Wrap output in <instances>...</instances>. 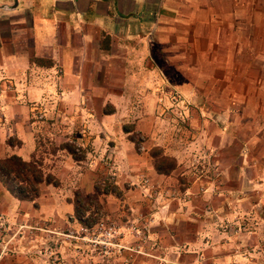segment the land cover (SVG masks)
<instances>
[{
    "label": "crops",
    "instance_id": "1",
    "mask_svg": "<svg viewBox=\"0 0 264 264\" xmlns=\"http://www.w3.org/2000/svg\"><path fill=\"white\" fill-rule=\"evenodd\" d=\"M33 3L24 10L21 1L15 4L16 12L30 14L29 25L15 28L10 22V32L0 26V80L6 92L0 99V160L16 154L29 162L39 152L32 107L56 92L70 108L95 101L101 108H115V119L82 123L91 130L97 153L107 150L120 172H136L144 159L131 132L123 130L130 115L121 112L135 109V131L144 130L160 142L154 145L175 157L172 136L154 129L157 109L175 100L188 109L189 120L197 117L208 124L203 131L208 143L215 132L226 151L232 146L227 125L256 123L257 132L244 138L239 157L254 143L264 159V0H54L46 2L45 10ZM47 31L51 36L45 37ZM103 133L110 142L105 147ZM65 147L58 150L63 160L50 167L45 162L59 185L42 186L38 208L32 207L36 201H19L0 183V212L7 219L31 215L40 223L58 221L67 227L74 216L79 226L77 203L87 219L95 212L108 218L123 215L114 213L123 195L101 192L97 174L79 173ZM263 223L259 216L257 229ZM3 241L0 264H47ZM228 251V245L215 249V263L233 260ZM238 264H264V255Z\"/></svg>",
    "mask_w": 264,
    "mask_h": 264
},
{
    "label": "rangeland",
    "instance_id": "2",
    "mask_svg": "<svg viewBox=\"0 0 264 264\" xmlns=\"http://www.w3.org/2000/svg\"><path fill=\"white\" fill-rule=\"evenodd\" d=\"M20 1L22 10L32 2L37 6L41 3L43 10L47 9V1L54 3V0ZM16 10L15 0H0V26L7 32L12 29L10 22L18 28L21 23L27 26L31 21L28 12L19 14ZM34 22L35 26L39 24L40 17ZM51 34L47 31L45 37ZM3 94L6 92L0 91V99ZM96 103L85 102L70 108L61 93L56 92L44 103L34 105L31 115L39 135L38 156L50 167L54 161L64 159L65 154H58L59 149L72 148L79 173H95L101 192L123 195L118 202L119 210L114 211H124L123 215L108 218L100 213L98 217L95 212L89 219L85 217L86 226H77L73 216L67 220L71 225L65 227L58 221L49 223L43 219L40 223L31 215L11 221L0 212V243L4 240L2 244L23 247L27 255L41 258L47 264H216L214 250L224 245H228V255L233 259L226 264L253 261L264 255V226L257 229L259 216L264 219V159L259 156L263 149L258 151L256 144H249L245 156L239 157L245 149L244 138L250 139L257 132L256 123L243 128L238 123L227 125L232 132V146L226 151L213 129L216 138L208 143L203 133L208 124L197 121V117L189 120L185 116L186 107L171 103L172 106L158 108L154 129L160 135L172 136L170 142L178 162L177 170L165 177L155 171L150 156L154 147H161L154 145L160 142L150 139L144 130L136 132L138 114L135 109H125L122 117L130 115V120L123 130L131 132L130 138L137 143L144 159L142 168L135 167L136 172L131 169L120 172L107 150L102 155L97 153L94 136L85 128L86 122L82 123L87 118L99 122L107 116L115 119V108H101ZM99 124H95L96 130ZM101 135L105 147L110 142L106 134ZM32 207H39L37 201ZM101 224L113 226L120 233L110 245L96 244L98 233L93 237L82 230L86 227L94 230ZM196 242L200 244L197 247Z\"/></svg>",
    "mask_w": 264,
    "mask_h": 264
},
{
    "label": "trees",
    "instance_id": "3",
    "mask_svg": "<svg viewBox=\"0 0 264 264\" xmlns=\"http://www.w3.org/2000/svg\"><path fill=\"white\" fill-rule=\"evenodd\" d=\"M65 149L77 160L72 148L66 146ZM150 156L154 169L159 175L171 176L178 168L177 159L166 155L161 147H154L150 151ZM0 183L12 196L22 202H35L39 199L43 185H59L57 178L48 172L44 159L38 156V150L29 162L16 154L1 159ZM76 213L78 220L86 226V219L82 216V208L78 203Z\"/></svg>",
    "mask_w": 264,
    "mask_h": 264
},
{
    "label": "built area",
    "instance_id": "4",
    "mask_svg": "<svg viewBox=\"0 0 264 264\" xmlns=\"http://www.w3.org/2000/svg\"><path fill=\"white\" fill-rule=\"evenodd\" d=\"M1 82L2 80H0V89H1L0 91L1 93H3V90L1 88L2 87ZM8 89L11 90L12 87L10 86ZM174 103L177 104L178 101L175 100ZM82 230L88 234H92L93 237L96 236V233H98L97 235L98 240L94 242L96 244H102V245H110L112 240H115L120 235L119 231L115 227L113 226L105 227V225L103 224L99 225L97 229L94 230H91L88 227L82 228Z\"/></svg>",
    "mask_w": 264,
    "mask_h": 264
},
{
    "label": "water",
    "instance_id": "5",
    "mask_svg": "<svg viewBox=\"0 0 264 264\" xmlns=\"http://www.w3.org/2000/svg\"><path fill=\"white\" fill-rule=\"evenodd\" d=\"M15 4L17 5V0H15Z\"/></svg>",
    "mask_w": 264,
    "mask_h": 264
}]
</instances>
